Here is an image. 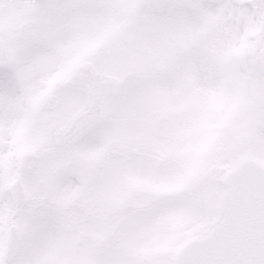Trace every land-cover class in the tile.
Here are the masks:
<instances>
[{
	"label": "snow or ice",
	"instance_id": "6c2138e0",
	"mask_svg": "<svg viewBox=\"0 0 264 264\" xmlns=\"http://www.w3.org/2000/svg\"><path fill=\"white\" fill-rule=\"evenodd\" d=\"M0 264H264V0H0Z\"/></svg>",
	"mask_w": 264,
	"mask_h": 264
}]
</instances>
